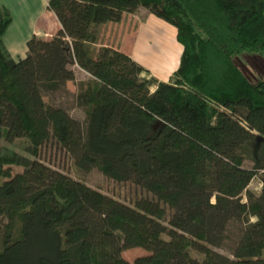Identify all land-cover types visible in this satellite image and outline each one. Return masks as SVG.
Masks as SVG:
<instances>
[{
  "label": "trees",
  "instance_id": "obj_1",
  "mask_svg": "<svg viewBox=\"0 0 264 264\" xmlns=\"http://www.w3.org/2000/svg\"><path fill=\"white\" fill-rule=\"evenodd\" d=\"M48 7L61 30L49 40L31 36L14 59L2 40L12 17L0 6V138L24 139L33 157L52 142L76 172L95 168L152 198L128 205L39 159L0 151V264H264V74L251 79L236 62L264 55V0ZM139 7L175 28L181 54L172 81L96 47L100 24ZM70 65L88 74L74 94L83 121L43 99L75 80ZM258 174L255 193L248 185ZM233 220L243 228L230 258L212 247ZM133 247L147 254L129 262L121 253Z\"/></svg>",
  "mask_w": 264,
  "mask_h": 264
},
{
  "label": "rangeland",
  "instance_id": "obj_2",
  "mask_svg": "<svg viewBox=\"0 0 264 264\" xmlns=\"http://www.w3.org/2000/svg\"><path fill=\"white\" fill-rule=\"evenodd\" d=\"M114 23L118 25L120 22ZM143 25L137 30V33H135L136 42L133 44L132 58L140 63L148 74L152 72L165 81H172V73L178 67L181 54V45L176 40L175 28L167 21L156 16L147 19L146 23ZM103 40V36L102 38L99 37L96 43L97 48L100 47L99 44L102 43ZM14 58L17 57L15 56ZM236 62L251 79L264 74V55H243L240 59H236ZM70 66L79 75L80 71L75 67L73 68V65ZM148 74L143 73L142 75L147 77L152 76V74ZM153 87L154 86H152L151 89ZM74 88L75 86H70V88L65 86V88L61 90L44 95L43 99L46 108L59 105L64 106L73 117L83 121V110L74 102ZM26 143L24 139H16L8 143L3 138H0V151L14 150L30 158L39 159L52 168L69 174L88 186L128 205H133L134 202L141 197L152 198L150 193L134 185L131 181H116L102 174L95 168L86 173L76 172L73 166V160L65 151L59 149L52 142L43 144L36 157L29 155L24 150ZM20 169L21 168L18 166H13L12 168L13 171ZM261 188V176L258 174L249 183L248 189L258 193ZM164 207L167 217L170 210L166 206ZM242 228L243 223L241 221H230L227 226L225 240L220 246L212 247V249L220 254L233 258L232 249L240 236ZM121 254L126 260L132 262L136 257L147 254V251L141 247H133L123 250ZM262 256H264V249L262 251Z\"/></svg>",
  "mask_w": 264,
  "mask_h": 264
},
{
  "label": "crops",
  "instance_id": "obj_3",
  "mask_svg": "<svg viewBox=\"0 0 264 264\" xmlns=\"http://www.w3.org/2000/svg\"><path fill=\"white\" fill-rule=\"evenodd\" d=\"M48 1L49 0H0V6H5L12 17L2 38L4 47L12 58L15 56L17 58L25 56L27 51L26 42L31 36L35 35L42 39L49 40L61 30V24L54 12L49 9ZM153 16L154 15L146 8L139 7L132 13H123L121 20L118 21L120 25L111 21L100 24L98 26V39L103 36L104 40L99 46L112 47L126 53L132 58V48L133 44L136 42L135 33L146 23L147 19H151ZM134 61L140 65L136 60ZM72 67H75L80 73L78 75V73L75 72V80L67 81L65 86L69 88L70 86H75L73 90L75 93L76 82L86 79L88 74L77 65H73ZM151 74L158 80L165 81L152 72H149L148 75ZM153 89L154 87L152 90Z\"/></svg>",
  "mask_w": 264,
  "mask_h": 264
}]
</instances>
